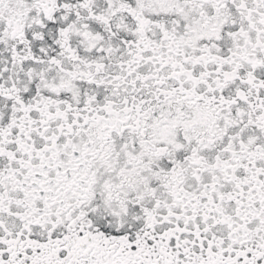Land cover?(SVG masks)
Returning a JSON list of instances; mask_svg holds the SVG:
<instances>
[{
	"label": "snow or ice",
	"instance_id": "1",
	"mask_svg": "<svg viewBox=\"0 0 264 264\" xmlns=\"http://www.w3.org/2000/svg\"><path fill=\"white\" fill-rule=\"evenodd\" d=\"M0 264H264V0H0Z\"/></svg>",
	"mask_w": 264,
	"mask_h": 264
}]
</instances>
